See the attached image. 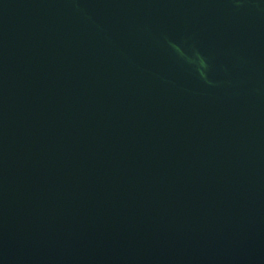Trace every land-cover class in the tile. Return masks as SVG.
I'll list each match as a JSON object with an SVG mask.
<instances>
[{"label": "water", "instance_id": "obj_1", "mask_svg": "<svg viewBox=\"0 0 264 264\" xmlns=\"http://www.w3.org/2000/svg\"><path fill=\"white\" fill-rule=\"evenodd\" d=\"M0 264H264V0H0Z\"/></svg>", "mask_w": 264, "mask_h": 264}]
</instances>
